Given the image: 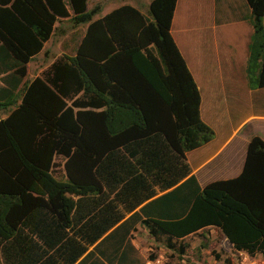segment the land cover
I'll list each match as a JSON object with an SVG mask.
<instances>
[{"label": "trees", "instance_id": "obj_1", "mask_svg": "<svg viewBox=\"0 0 264 264\" xmlns=\"http://www.w3.org/2000/svg\"><path fill=\"white\" fill-rule=\"evenodd\" d=\"M85 2L0 0V115L11 110L0 120V264H124L138 227L171 251L217 228L264 259V142L250 140L237 177L204 188L185 162L214 132L170 34L176 0H153L149 19L125 6L93 22L75 56L21 90L56 20L92 19ZM246 2V75L264 87V0ZM57 156L63 179L50 172Z\"/></svg>", "mask_w": 264, "mask_h": 264}, {"label": "rangeland", "instance_id": "obj_2", "mask_svg": "<svg viewBox=\"0 0 264 264\" xmlns=\"http://www.w3.org/2000/svg\"><path fill=\"white\" fill-rule=\"evenodd\" d=\"M85 1L84 11L95 10L92 19L87 23L76 25L72 21L73 13L71 11H69L68 18L57 19L52 33L48 41L44 43L42 50L24 65L25 75L20 86L21 90L25 91L26 86L36 79H45V74L49 71L52 64L59 59L75 56L88 27L93 22L125 6L137 10L144 19H149V5L153 0H134L137 2L136 5L133 4V0ZM211 1L176 0L175 13L173 12L174 18L170 30H172L173 38L182 47L187 56L191 67L190 74L193 75L192 78H194L196 86L198 85L201 120L212 130L214 125L217 132V136L204 145L202 150L200 149L201 151H196L195 155L190 153V162L192 167H194L193 160L196 157H200L201 155L206 156L209 153H217L213 162L203 170V176L206 180L216 182L233 179L240 174L246 154L244 151L242 155V148L244 149L247 137L254 135L264 142V121L258 118V116L264 115V106L260 107L257 103V89L260 88V82L254 80V85L250 86L248 77L244 73L245 71H241L243 70L244 63L239 49L242 48L244 43L241 44L239 49L234 50L239 69L233 72L234 77L232 79H230V72H226L225 82L230 86H227L228 88L224 90L227 98L223 96L221 98L223 99L222 102L214 100L218 98L215 94V85L220 88V79H222L225 71L218 72V69H213L217 57L214 38L212 44L213 32L216 30L226 35L217 41L222 54L225 52L227 43H236L241 41V39L237 33H234V36L227 34L230 30H239L240 26L236 27L231 24L230 26L234 27L217 28L214 30L211 19ZM218 1L222 6L221 10L217 8V26L222 18L223 22L229 21L230 23L237 22V20L242 18L241 7H232V10L227 9L228 3L226 6L225 1ZM123 2H127V4ZM235 5L238 6L237 3ZM239 13L240 16L238 15ZM227 48H230V46H227ZM246 55H249L248 51H246ZM5 77V74L0 75V88L4 85L3 79ZM20 92L22 94V91ZM31 99L32 96H29L28 100ZM72 101V99H67V106L71 107ZM10 111L1 114L0 120L5 119L10 114ZM31 114L33 115L34 113ZM248 117L253 118L246 121L241 132L229 141V148L224 152L222 150L219 151L223 142L233 134L239 123ZM241 155L243 159H241ZM66 161V158L58 156L53 160L50 172L58 179H63L66 176ZM202 161L204 160L202 159ZM130 244L133 250L128 251L124 264H145L147 261L155 260L161 264H264V259L260 254L250 256L243 251H236L221 231L213 227L205 228L180 240L177 243L175 251L166 249L162 240L156 241L152 239L147 231L139 227L137 231L132 233ZM89 264H95V262Z\"/></svg>", "mask_w": 264, "mask_h": 264}, {"label": "crops", "instance_id": "obj_3", "mask_svg": "<svg viewBox=\"0 0 264 264\" xmlns=\"http://www.w3.org/2000/svg\"><path fill=\"white\" fill-rule=\"evenodd\" d=\"M223 1H225V5L226 6H227V3L229 4L227 9H231L232 10V7H237V8L241 7V15H243V16H242V18L240 20H237V22H233V23H230L229 21H224L223 22V18H222L220 20V22H219V25H218V26H221V27H218L217 24H216L217 8H218V10H221V6L222 5L220 4V2L218 0H212L211 1V7H212L211 19H212V25L214 26V30L217 29V28H228V27L232 28L234 26H236V27L240 26L239 30H230V32L227 33V34L228 35L232 34V36H234L235 35L234 33H237V34L240 35L241 41L236 42V43H233V42H231L229 44L227 43L226 46H225L226 47L225 48V52L223 54L220 52V48L218 46L217 41L220 40L221 38H223L226 35L221 33V32H218L216 30H215V32H213L212 44H213V38H214V40H215V50L217 52L216 53V56H217L216 57V63L213 65V69H218V72H222V70L225 71L224 75H222V79H220V81H221L220 88L215 85V88H216L215 94L217 95L218 98H215L214 100L215 101H221V102L223 101V99H221L223 96L225 98H227V94H226V92L224 90H226V88L230 87L225 82L226 72H230V76H231L230 79H232L234 77L233 76L234 75L233 72H236L239 69V65H237V59H236V56L234 54V50L235 49H239L242 43H244V45L242 46V48L239 49V53L242 55V60H243V63H244L243 70H241V71H245L244 73L246 75V68H247V62H248V56H249V55H246V51L249 52V46L251 44L252 35L254 33L253 27L249 23V19L251 18V10L249 9V7L247 5L246 0H223ZM133 2H134L133 4L136 5L137 2L134 1V0H133ZM123 3L127 4V2H123ZM235 3H237L238 6H236ZM231 4H233V5L231 6ZM222 11H224V9H222ZM222 15H223V13H222ZM238 15L240 16V13ZM173 18H172V20H173ZM263 20H264V15H263V18H262V24H263ZM172 23H173V21L171 22V25H172ZM231 24L234 25V26H230ZM263 27H264V24H263ZM170 33H171V36H172V30H170ZM199 34L203 35L201 33H199ZM172 38H173V36H172ZM173 40L175 41L174 38H173ZM175 44L177 45V48H178L182 58L184 59L185 64H186L189 72H191L190 71L191 67L189 65V61H188L187 56L185 55L182 47L179 46L176 41H175ZM227 46H230V48H227ZM244 54H245V57H244ZM192 77H193V75H192ZM215 84H217V82H215ZM229 84H231V83H229ZM233 84L235 85V83H233ZM220 91H222V93H220ZM218 92H219V94H218ZM257 93H258V100H257L258 106L262 107V106H264V87H260L259 89H257ZM219 117H220V115H219ZM254 117H256V116H254ZM252 118L253 117H248L247 119H244L243 121H241L239 123L238 127L233 132V134H231L228 137V139H226L223 142V144L220 147L219 151L220 150H222V152L226 151L229 148V146H230L229 141L231 139L235 138L241 132V130L243 129V127L245 125V122L248 121L249 119H252ZM258 118H260V119H262V121H264V115L258 116ZM216 128H219V127H216ZM213 132H214V137H216L217 136V132L215 131V126L214 125H213ZM253 134H256V133H253ZM252 137H256V136L251 135L250 137H247V139L245 141L244 149L242 148V155L244 154V151L246 153V148H247L248 143H249V141H250V139ZM203 146H201L200 148H197V149H195L193 151L185 153V162L188 163V165H189V167L191 169V175H193L196 178V180L198 182V185L201 188H204L206 185L215 182V181L206 180L204 178V176H203V170H205V168L213 162L215 156L217 155V153H209L206 156L205 155H201L200 157H196L195 160H193L195 166L192 167L191 162H190V155H191L190 153H192V155H195L196 151H201ZM242 155H241V159H243ZM202 159L204 161H202ZM158 195L160 196V195H162V193L158 192ZM139 208L136 211H138Z\"/></svg>", "mask_w": 264, "mask_h": 264}, {"label": "built area", "instance_id": "obj_4", "mask_svg": "<svg viewBox=\"0 0 264 264\" xmlns=\"http://www.w3.org/2000/svg\"><path fill=\"white\" fill-rule=\"evenodd\" d=\"M145 264H161L159 261H147Z\"/></svg>", "mask_w": 264, "mask_h": 264}, {"label": "clouds", "instance_id": "obj_5", "mask_svg": "<svg viewBox=\"0 0 264 264\" xmlns=\"http://www.w3.org/2000/svg\"><path fill=\"white\" fill-rule=\"evenodd\" d=\"M246 3H247V2H246ZM248 7H249V6H248ZM249 9H250V7H249ZM250 10H251V9H250ZM252 138H254V137H252ZM252 138H251V139H252ZM251 139H250V140H251ZM226 240H227V239H226ZM227 241H228V240H227Z\"/></svg>", "mask_w": 264, "mask_h": 264}]
</instances>
